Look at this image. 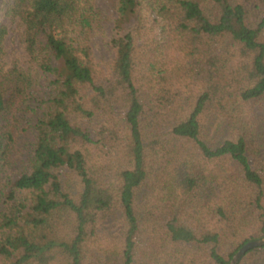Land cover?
<instances>
[{"label":"trees","instance_id":"16d2710c","mask_svg":"<svg viewBox=\"0 0 264 264\" xmlns=\"http://www.w3.org/2000/svg\"><path fill=\"white\" fill-rule=\"evenodd\" d=\"M112 2L106 69L96 0L7 5L0 264H229L264 240V0Z\"/></svg>","mask_w":264,"mask_h":264},{"label":"rangeland","instance_id":"374dc122","mask_svg":"<svg viewBox=\"0 0 264 264\" xmlns=\"http://www.w3.org/2000/svg\"><path fill=\"white\" fill-rule=\"evenodd\" d=\"M9 3L10 0H0V24L7 28V34L3 41L4 55L2 58V64L5 68L10 67L12 64L27 68L29 66L26 60L24 45L21 42L20 37L23 28L20 25L18 18L12 19L6 15V9ZM96 5L100 9L103 20L100 30H95L93 34V57L100 67L106 69L109 60L112 58V52L109 48V39L113 32V22L117 17V14L114 10L112 0H96ZM31 67L38 73V79L33 87V93L43 97L45 91H47L46 79L48 76L45 74L43 75L39 69L33 66ZM23 141L24 138L21 139V142ZM17 147H20V144L17 145Z\"/></svg>","mask_w":264,"mask_h":264},{"label":"water","instance_id":"95a60500","mask_svg":"<svg viewBox=\"0 0 264 264\" xmlns=\"http://www.w3.org/2000/svg\"><path fill=\"white\" fill-rule=\"evenodd\" d=\"M264 244V240H255L245 243L233 256L229 264H236L238 260L245 254L246 251L253 247H257Z\"/></svg>","mask_w":264,"mask_h":264}]
</instances>
